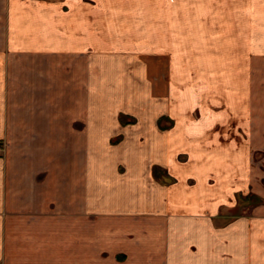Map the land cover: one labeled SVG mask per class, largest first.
Here are the masks:
<instances>
[{"label":"crops","instance_id":"0c3cea01","mask_svg":"<svg viewBox=\"0 0 264 264\" xmlns=\"http://www.w3.org/2000/svg\"><path fill=\"white\" fill-rule=\"evenodd\" d=\"M4 1L0 138L19 144L0 157V264H264V204H250L252 192L264 197L251 69L264 62V0ZM135 44L147 55L167 47L164 80L154 55L137 67L141 91L113 63ZM194 66L221 87L212 103L216 94L225 102L205 103L199 118L176 111L167 80L190 78ZM110 81L111 102L93 96ZM192 86L184 81L181 93L189 109ZM138 96L146 116L108 115L111 98L121 108ZM165 113L174 120L166 128Z\"/></svg>","mask_w":264,"mask_h":264},{"label":"rangeland","instance_id":"374dc122","mask_svg":"<svg viewBox=\"0 0 264 264\" xmlns=\"http://www.w3.org/2000/svg\"><path fill=\"white\" fill-rule=\"evenodd\" d=\"M162 1L163 0H161V2ZM178 1L179 0H176L175 2L173 1L172 5L177 7V5H179ZM129 3H130V5L143 6L142 8L149 6V4H148L149 1H147V0H143V1L130 0ZM6 6L7 5L5 4V1L0 0V47H1V44L3 42V39L5 38V35L7 37V33H5V32H7L5 29L7 27V22H8V21H6V17H7V7ZM188 6H193V4H189ZM174 18H175V23L180 22V14L178 13V11H176V13L173 15V19ZM173 39H174V37H173ZM162 41H163V39L161 40V42ZM135 45L136 46H132L130 48L131 50H136L135 52L130 51V53H123L124 57H126V55H132L128 61H126L124 58L123 62L113 61V63L114 64H120V67H118V70L120 71L119 75H122V79H125L126 76H132V78L135 80V82H137L136 86H133V88L141 91L144 88L143 80H142V78L138 77L139 75L135 74V72H137L136 71L137 67H139V66L142 67L143 65L146 64L144 60H146L147 57L153 56L154 54H148V55L142 54L143 53L142 50L147 48V46L142 47V46H139L137 44H135ZM165 48H167V47L166 46L157 47L156 52L158 54H155L153 57L156 60H158V62H154L155 65L156 64L158 65V69H159L158 74H156V80H158V78L160 80L165 79L164 74H163L165 71L164 68H167V65H169L168 61L165 59L166 53L163 52L165 50ZM175 48H177V46H173L171 48L168 47L167 50H171V52H170L171 55L168 54L167 57H169V55L173 56V57L176 56V52L179 51V48L178 49H175ZM95 51H96V48L93 47V58L98 57L96 55L99 51L98 52L97 51L95 52ZM159 51H161V52H159ZM135 54H137V55H135ZM214 56H215L216 60H219V57H220L219 53L218 54L215 53ZM184 58H186V56ZM188 59H189V57H188ZM107 61H109V59ZM77 64H81V63L77 62ZM99 64L101 65V63L93 61V71L99 70V67H98ZM216 64H220V61H216ZM173 65L178 67L179 62L177 64V62H175L173 60ZM223 66H226V62L223 64ZM261 67H263V68H261ZM251 69H252V76H253L252 77L253 92L255 93L253 103L257 108L262 107V110H263L262 112L264 113V62L252 61L251 62ZM62 70L67 71L64 69H62ZM114 70H115V68H114ZM148 72H150V70ZM148 72H145V73H148ZM189 72H190V78H187V77L182 78L180 76L176 77L175 74L172 75L171 80H169V78H167L169 83H171V82L173 83L171 85L172 90H173V93H171L172 102L174 104L173 107H178L180 104V106H179L180 109L178 108L176 111L177 112H184L190 118H199V117H205L208 115L207 111L204 110L205 103H209V105L210 104L211 105L216 104L217 106H220V108H222V106L225 105L223 94L220 95V97L218 95L219 98H217V94H216V96H214V101H216L217 103H215V102L212 103V95H215L213 93H216L215 91L217 89H218V91H220L221 87H217V89H216L214 87V85L212 86L211 85L212 79H210L209 77L198 78L197 77V69L195 66L191 67V69H189ZM72 80H73V78L69 79V84L72 83ZM83 80L84 79H81V81H83ZM77 81H80V80H77ZM125 81H126V79L124 80V82ZM184 81H188V82L193 83V86H192L193 94L190 95L189 99L191 100V102L196 103V104H194L191 109L188 108L189 106H191V104H186L185 98L181 95ZM124 82L121 81L118 84L119 85V91L122 90V85ZM159 86H160V84L157 87V91L159 89L163 90V87H159ZM102 87L103 88H101V90H103L104 92L106 91V93H101V92L96 91L93 94V96L95 97V96H97V94H99V97L103 100V99H106L107 94L110 93V92L107 93V91H111V92L113 91L114 85H111V81H110V83L107 82L105 85H102ZM94 90H96V89H93V91ZM143 92L144 91H142L140 93H143ZM158 96H159V98H161V101L165 100V98L162 97L161 95H158ZM108 99H110V95H109V97H107V100ZM111 99L115 103V107H114V109H112L111 107L108 108V111H107L108 115L111 116V115H113L112 113H114L115 118L119 117V120L121 121V123H130L133 120L135 121L136 118H138V117L146 116L145 111L149 110V109H146V104H147V102H146L147 98L146 97L142 98L141 96H138L137 99H134V100L131 99L129 101L127 99H124L120 103L122 105V106L120 105L121 108H117L118 106H116L117 102H115L116 101L115 97H113ZM92 102H93V106H95L96 101L94 98L92 99ZM109 102H111V101H109ZM199 104L202 105L203 107L202 106L199 107L200 106ZM197 106H198V108H197ZM93 112H95V111H93ZM210 112L211 113H217L216 110L211 111V109H210ZM219 112H221V110H219ZM263 113H262V115H263ZM172 114H173V116H178V114L173 112V111H172ZM212 115H215V114H212ZM173 116L172 115L170 116L168 113L161 115L160 116L161 127L166 128L167 126H169V124L171 122L173 123L174 120H173V118H171ZM117 140H119V138L113 139V142L117 143L118 142ZM28 143L33 145L34 149L36 148L35 143H32V142H28ZM18 144L19 143H13L12 144L11 142L6 141L5 138H0V157L6 158L7 150H9V147L11 146L12 148H14V147L18 148V146H17ZM76 145H77V149H78V148H80L82 143L77 142ZM21 146H22L21 148L25 149V150L31 149V147H32V146H28V144H25V143L24 144L22 143ZM60 146H61V143H60ZM259 146H261V148H259L257 146H253L252 163H253V169L255 171L261 170L260 172L262 173V175H260V177H259V178H261L259 183H261V185L264 186V146L263 145H259ZM137 148L143 149V146L139 145V147H137ZM255 175H256V173H255ZM250 200H251L250 204H251L252 209H254L255 207H257L259 205L261 206V204L263 206V204H264V197L257 195L254 192H252V198ZM14 225H18V223H14ZM14 239H16V241H18V238H14V236H13V240Z\"/></svg>","mask_w":264,"mask_h":264}]
</instances>
